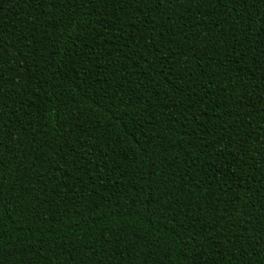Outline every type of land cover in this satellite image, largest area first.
I'll list each match as a JSON object with an SVG mask.
<instances>
[{"label": "trees", "instance_id": "1", "mask_svg": "<svg viewBox=\"0 0 264 264\" xmlns=\"http://www.w3.org/2000/svg\"><path fill=\"white\" fill-rule=\"evenodd\" d=\"M0 0V264H264V0Z\"/></svg>", "mask_w": 264, "mask_h": 264}, {"label": "snow or ice", "instance_id": "2", "mask_svg": "<svg viewBox=\"0 0 264 264\" xmlns=\"http://www.w3.org/2000/svg\"><path fill=\"white\" fill-rule=\"evenodd\" d=\"M157 3H158V5H159L160 7H163L162 0H157ZM3 163H4V162H3L2 160H0V166H2ZM0 195H2V193H0Z\"/></svg>", "mask_w": 264, "mask_h": 264}]
</instances>
